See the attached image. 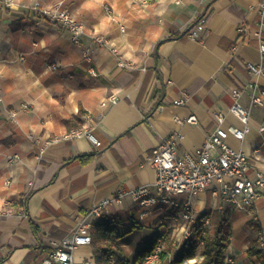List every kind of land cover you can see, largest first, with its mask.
I'll return each instance as SVG.
<instances>
[{"label":"crops","instance_id":"0c3cea01","mask_svg":"<svg viewBox=\"0 0 264 264\" xmlns=\"http://www.w3.org/2000/svg\"><path fill=\"white\" fill-rule=\"evenodd\" d=\"M59 1L83 25L79 44L34 6L53 7ZM257 3L12 0L7 6L0 0V264H39L91 203L119 193L101 215L102 223L112 221L120 230L116 259L130 263L141 251L128 250L121 231L148 228L146 247L170 231L174 244L181 223L177 213L188 196H175L177 206L151 205L141 215L143 208L129 191L140 186L153 190L155 170L147 161L169 134H180L178 154L200 146L215 123L214 113L232 104L233 88L239 90L238 102L249 109L250 128L243 140L229 137L227 142L263 164L264 130L258 127L264 121V75L247 69V62H261L263 56L254 37L236 32L238 26L253 25ZM99 35L106 45L95 38ZM171 35L175 37L168 39ZM250 81L257 84L255 90L247 86ZM253 93L260 103L251 101ZM190 114L195 123L177 122L176 117L184 120ZM227 124L242 127L230 113ZM88 153L94 155L87 161L78 157ZM9 156L14 160L7 162ZM190 202L195 217L206 209L228 211L232 230L225 254L237 264H259L247 254L256 237L247 220L259 221L264 231L263 197L247 211L226 201L213 205L210 190ZM212 229L210 224L207 230ZM181 245L157 263L169 264ZM96 251L84 245L73 256L95 264Z\"/></svg>","mask_w":264,"mask_h":264},{"label":"built area","instance_id":"2783aa9c","mask_svg":"<svg viewBox=\"0 0 264 264\" xmlns=\"http://www.w3.org/2000/svg\"><path fill=\"white\" fill-rule=\"evenodd\" d=\"M5 5L10 6L11 1H3ZM35 8L40 14L47 19L59 22L70 33L71 42L79 44L80 36L83 33L82 25L70 13L68 7L61 2L55 4L54 7H44L39 3L35 4ZM258 14V18L251 26H238L236 32L238 36H252L258 42V50L263 56V61L254 63L247 62V69L250 74L264 75V0H258L253 7ZM203 19H200L202 23ZM195 31H191L193 35ZM104 45L107 41L104 38H96ZM115 51V47H110ZM89 53H87V56ZM23 59V57H20ZM122 64V63H120ZM91 71V70H90ZM92 72V71H91ZM247 86L255 90L257 84L254 81L248 82ZM233 102L227 111H216L214 113L215 123L208 130V134L204 142L189 151L178 154L177 141L180 138L178 132H173L157 143L152 150V155L148 158L149 164L155 170V181L153 190L147 186H140L129 191L130 197L137 202L140 208H143L141 215H144L145 209L151 205L162 206L170 204L179 205L174 200L177 195H187L188 199L183 202L182 210L178 211L177 216L181 219V223L174 235V245H181L189 235V225L195 222V214L192 212L190 197L197 196L204 190H210L213 205L220 201L230 203L235 209L247 211L259 197L264 198V162L258 164L249 159L250 153L242 150H236L229 145L227 139L232 137L236 140H243L249 131V109L243 107L238 102L239 90L232 89ZM114 99V97H111ZM253 103H260L261 97L256 93L251 94ZM176 103H183L182 99H177ZM23 109H27V105H22ZM227 113L233 114L241 123L242 127L233 124L224 125ZM15 113L11 111L8 114L10 119H14ZM179 124L184 122L195 123L196 117L190 114L184 120L176 117ZM264 130V121L258 127V131ZM85 132H73L68 136L72 137ZM88 134V133H87ZM89 136H91L89 134ZM257 153L258 146L252 148ZM14 160V157L6 158L7 162ZM9 184V182H7ZM117 196H106L100 200L91 203L87 212L76 227L64 238H62L55 246L54 250L39 264H94L91 258L77 261L73 252L80 246H89L92 242L91 230L97 224L102 223V213L104 209ZM210 221L205 218L202 224L203 232L209 228ZM264 246V242L262 243ZM165 248L164 241L160 236L155 238L151 250L143 258L130 262L129 264H155L160 260V255ZM202 241L199 242L196 254L201 255ZM196 259H183L178 264H189ZM225 261L228 264H237L232 255L225 254Z\"/></svg>","mask_w":264,"mask_h":264},{"label":"trees","instance_id":"16d2710c","mask_svg":"<svg viewBox=\"0 0 264 264\" xmlns=\"http://www.w3.org/2000/svg\"><path fill=\"white\" fill-rule=\"evenodd\" d=\"M178 36V35H176ZM175 36H169L168 39L174 38ZM93 153L78 155L81 161H87L93 157ZM205 218H208L212 225V232L208 230L203 232L202 224ZM247 224L253 229L257 230V236L252 240L251 244L247 249L249 256H255L259 264H264V231L259 221L254 219L247 220ZM116 225L112 221H103V223L94 226L90 232L92 242L97 253L95 254V264H129L127 259H115L110 261V258L114 256V251L111 247H104V245H110L112 242V236H115ZM189 235L176 251L174 258L169 264H178L183 259H194L196 257V249L200 241H202L200 260H195L189 264H228L225 261V252L227 245L230 242L231 237V219L228 211H215V210H204L200 212L195 222L190 224ZM163 241L165 248L161 252L160 259L164 258L171 252L175 246L170 238V231L163 235ZM155 242V238L151 244L142 249L137 259L143 258L152 248ZM103 245V246H102Z\"/></svg>","mask_w":264,"mask_h":264},{"label":"rangeland","instance_id":"374dc122","mask_svg":"<svg viewBox=\"0 0 264 264\" xmlns=\"http://www.w3.org/2000/svg\"><path fill=\"white\" fill-rule=\"evenodd\" d=\"M5 1V0H3ZM12 1V0H10ZM60 2V1H59ZM36 3H39V2H35L34 3V6ZM58 3V2H57ZM62 3V2H61ZM40 4V3H39ZM63 5H65L64 3H62ZM41 5V4H40ZM41 6H44V5H41ZM66 7H68L67 5H65ZM44 7H47V6H44ZM54 7V6H53ZM69 9V8H68ZM70 11V9H69ZM71 13V11H70ZM72 14V13H71ZM72 16L75 18V16L72 14ZM77 21H79L77 18H75ZM80 22V21H79ZM81 23V22H80ZM82 25V24H81ZM122 29V28H121ZM82 30H83V25H82ZM103 38V36L99 35V36H96L95 38ZM23 105V104H22ZM21 105V109L23 110V107ZM233 230H236V227L234 225L233 227ZM129 230L125 231V232H122L120 234H123L125 236H127V238L125 240H127V244H128V247L127 248L128 250H131L134 249L137 251L138 248H140L141 250L144 249L147 245V243L150 241V235H151V231L148 229V228H141L140 230H137L136 229H133V231L129 232ZM120 230L119 228L116 227L115 229V232L113 233L115 236H117L119 234ZM255 232V235L257 236V230L254 231ZM115 236H112V242L110 243V245H104V247H111V249L117 253V251L119 250V245H118V242H116L117 238L118 237H115ZM122 236V235H121ZM254 237V236H253ZM255 238V237H254ZM149 244V243H148ZM90 246L97 250L95 245L93 243L90 244ZM140 246V247H139ZM132 248V249H131ZM125 250V249H124ZM98 251L95 252V254L97 253ZM117 255V254H116ZM134 256L132 255L131 258H133ZM116 259V256L114 255L113 257L110 258V261H114ZM193 262V260L191 261ZM155 264H158L157 262ZM160 264V263H159Z\"/></svg>","mask_w":264,"mask_h":264}]
</instances>
